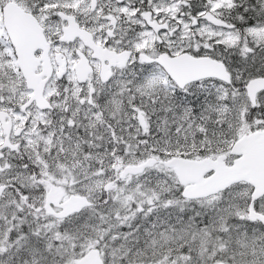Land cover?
<instances>
[{
    "label": "snow or ice",
    "instance_id": "6c2138e0",
    "mask_svg": "<svg viewBox=\"0 0 264 264\" xmlns=\"http://www.w3.org/2000/svg\"><path fill=\"white\" fill-rule=\"evenodd\" d=\"M0 264H264V0H0Z\"/></svg>",
    "mask_w": 264,
    "mask_h": 264
}]
</instances>
